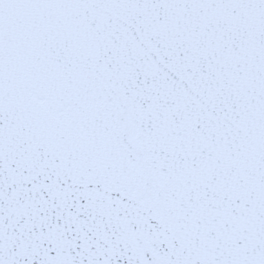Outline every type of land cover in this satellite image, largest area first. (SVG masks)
Returning <instances> with one entry per match:
<instances>
[{
	"label": "snow or ice",
	"instance_id": "snow-or-ice-1",
	"mask_svg": "<svg viewBox=\"0 0 264 264\" xmlns=\"http://www.w3.org/2000/svg\"><path fill=\"white\" fill-rule=\"evenodd\" d=\"M0 264H264V0H0Z\"/></svg>",
	"mask_w": 264,
	"mask_h": 264
}]
</instances>
